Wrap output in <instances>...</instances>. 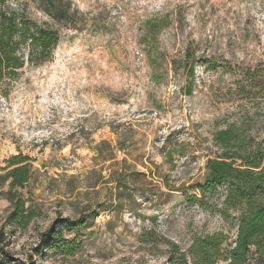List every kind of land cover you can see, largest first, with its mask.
Returning <instances> with one entry per match:
<instances>
[{
  "label": "rangeland",
  "instance_id": "obj_1",
  "mask_svg": "<svg viewBox=\"0 0 264 264\" xmlns=\"http://www.w3.org/2000/svg\"><path fill=\"white\" fill-rule=\"evenodd\" d=\"M70 1L78 26L56 24L51 58L0 97V264H178V249L221 232L227 258L239 213L223 212L226 187L204 206L187 194L201 196L218 130L264 146V0ZM18 154L32 174L19 189L26 227L10 223L6 196ZM51 226L79 250L41 246Z\"/></svg>",
  "mask_w": 264,
  "mask_h": 264
},
{
  "label": "trees",
  "instance_id": "obj_2",
  "mask_svg": "<svg viewBox=\"0 0 264 264\" xmlns=\"http://www.w3.org/2000/svg\"><path fill=\"white\" fill-rule=\"evenodd\" d=\"M30 2L51 20L32 18L28 11ZM78 14L79 10L70 0H18L16 4L0 0V97L10 96L27 64L39 65L51 58L60 40L55 25L77 27ZM188 54L187 59L191 57L189 50ZM214 139L222 152L208 160L206 183L199 186L201 196L187 194V198L204 206L208 191L225 186L223 212L238 211L237 237L226 250L228 257L223 258V245L228 236L222 232L204 235L192 243L188 252L178 249V264H191L189 257L193 264H250L253 253L264 258V146L248 142L234 127L218 130ZM27 160L21 154L14 155L9 163L12 168L6 174L10 179L6 196L12 206L9 221L23 227L34 217L19 191L31 179ZM114 181L118 189L126 187L128 176L119 172ZM63 222L69 230H78L86 224L81 219L67 218ZM62 230V226H51L42 233L40 245L66 255L74 254L81 244L76 239L64 238Z\"/></svg>",
  "mask_w": 264,
  "mask_h": 264
}]
</instances>
